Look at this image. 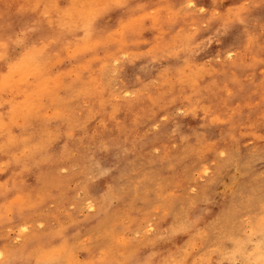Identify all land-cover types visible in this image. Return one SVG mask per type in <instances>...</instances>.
<instances>
[{
  "label": "rangeland",
  "instance_id": "374dc122",
  "mask_svg": "<svg viewBox=\"0 0 264 264\" xmlns=\"http://www.w3.org/2000/svg\"><path fill=\"white\" fill-rule=\"evenodd\" d=\"M0 170V264H264V0H0Z\"/></svg>",
  "mask_w": 264,
  "mask_h": 264
},
{
  "label": "bare ground",
  "instance_id": "6f19581e",
  "mask_svg": "<svg viewBox=\"0 0 264 264\" xmlns=\"http://www.w3.org/2000/svg\"><path fill=\"white\" fill-rule=\"evenodd\" d=\"M192 1V0H191ZM161 8V7H160ZM164 9V8H163ZM152 22V21H151ZM154 23H156V21L154 20ZM153 23V24H154ZM160 32H163V31H160ZM39 35H40V33H39ZM45 37V36H44ZM43 44V43H42ZM41 47V46H40ZM39 49V48H38ZM32 50V51H30L28 54H26V57L23 59V60H21V62L20 63H18L16 66H14V67H12L10 70H9V75H11V77H14V75H16V76H18L20 79H21V81L22 82H24L23 84V88L25 89V92H26V102H29L28 104H27V106L28 107H32L34 104V106H40V104H38V103H40L41 101H43L45 98H49V99H52V100H60L61 99V96L59 95V93L60 92H71V93H73V92H75L74 90H73V88L75 87L74 85H75V83L74 82H67L66 81V77L63 75V74H56V75H54V74H52V64L53 63H56V62H54L53 60H50V56L48 55V52H47V43H44L43 44V46L40 48V50ZM173 49H175V48H173ZM222 51H225V50H222ZM230 51V50H229ZM228 52V51H227ZM226 53V52H225ZM229 53V52H228ZM231 55V54H230ZM132 56H135V55H132ZM169 56V55H168ZM133 59V58H132ZM57 61V60H56ZM59 62V61H58ZM57 62V63H58ZM144 65V64H143ZM187 65V64H186ZM73 67V66H72ZM184 67V66H183ZM186 67V66H185ZM82 69V68H81ZM83 70V69H82ZM81 70V71H82ZM182 70H183V68H182ZM186 71V70H185ZM218 71V70H217ZM175 72H177V71H175ZM178 73V72H177ZM193 73H196L195 71L193 72ZM14 74V75H13ZM163 74V73H162ZM181 74H182V72H181ZM28 75H30V77H31V80H29V76ZM72 75V74H71ZM88 75V74H87ZM187 75V74H186ZM16 76L13 78V81L14 80H17V78H16ZM90 76V75H89ZM208 76V75H207ZM185 77V76H184ZM92 79V78H91ZM90 79V80H91ZM185 80H187V79H185ZM82 81V85H83V88L82 89H84V88H86V85H87V82L85 81V80H83L82 79V77L81 76H79L78 77V81H77V85L80 83ZM17 82V81H16ZM184 82H186V81H184ZM17 83H19V81L17 82ZM189 83V82H188ZM191 84V83H190ZM193 84V83H192ZM196 84V83H195ZM194 85V84H193ZM89 86H90V84H89ZM8 88V87H7ZM79 90H81V87L79 86V88L77 89V91H79ZM84 90H86V89H84ZM100 92V91H99ZM81 93V92H80ZM79 93V94H80ZM74 94V93H73ZM75 95V94H74ZM73 95V96H74ZM77 95V94H76ZM78 96V95H77ZM76 97V96H75ZM81 97H83V96H81ZM116 97V96H115ZM69 101V100H68ZM68 101H66V102H68ZM71 101V100H70ZM65 102V101H64ZM65 102V103H66ZM31 105V106H30ZM201 105V107H202V104H200ZM33 106V107H34ZM204 106V105H203ZM70 108V107H69ZM71 108H72V106H71ZM192 109V108H191ZM90 111V110H89ZM52 112H53V110H52ZM57 113V112H56ZM65 113V112H64ZM89 113V112H88ZM50 114V113H49ZM46 115V114H45ZM58 114H56V116H57ZM65 115H67V114H65ZM40 117V116H39ZM38 117V118H39ZM59 117V116H58ZM214 120V119H213ZM69 123V122H68ZM71 128V127H70ZM259 135V134H258ZM259 137V136H258ZM260 138V137H259ZM104 141V140H103ZM254 147V146H253ZM224 148V147H223ZM22 149H25V148H22ZM190 150V149H189ZM226 151V150H225ZM224 152V151H223ZM229 152V151H228ZM250 152H252V151H250ZM203 155V154H202ZM197 156V155H196ZM199 157V156H198ZM218 157V156H217ZM225 158V157H224ZM249 158V157H248ZM252 158V157H251ZM229 159V158H228ZM200 160V159H199ZM246 160V159H245ZM229 161V160H228ZM231 161V160H230ZM90 164V163H89ZM168 165H170V164H168ZM207 165V164H206ZM244 165V164H243ZM246 165V164H245ZM247 165H248V163H247ZM169 167H171V166H169ZM238 168V167H237ZM193 169V168H192ZM1 171V170H0ZM196 171V170H195ZM186 173V172H185ZM238 173V172H237ZM261 175V174H260ZM200 176H201V174H200ZM264 176V175H263ZM253 177V176H252ZM257 177V176H256ZM251 179V178H250ZM86 181V180H85ZM160 182V181H159ZM167 183V182H166ZM188 183V182H187ZM154 184H155V182H154ZM158 184V183H157ZM231 185V184H230ZM155 187V186H154ZM201 187H202V185H201ZM229 187V186H228ZM256 187H257V185H256ZM122 188V187H121ZM189 188V187H188ZM227 188V187H226ZM230 188V187H229ZM150 189V188H149ZM157 189V188H156ZM163 189V188H162ZM201 189V188H200ZM147 190V189H146ZM253 190V189H252ZM226 191V190H225ZM134 192V191H133ZM142 192V191H141ZM144 192V191H143ZM208 192V191H207ZM199 193V192H198ZM188 194V193H187ZM136 195V194H135ZM184 195V194H183ZM202 196V195H201ZM197 198V197H196ZM203 199V198H202ZM241 199V198H240ZM160 200V199H159ZM207 200V199H206ZM208 201V200H207ZM206 201V202H207ZM156 202V201H155ZM240 202V201H239ZM247 202V201H246ZM92 203V202H91ZM169 203V202H168ZM181 203H183V202H181ZM203 203H205V202H203ZM88 204V203H87ZM171 204V203H170ZM170 204H168V205H170ZM193 204V203H192ZM93 205V204H92ZM182 205V204H181ZM235 205V204H234ZM154 206V205H153ZM152 206V207H153ZM163 206V205H162ZM217 206V205H216ZM131 207V206H130ZM155 207V206H154ZM247 207V206H246ZM148 208V207H147ZM169 208V207H168ZM180 208V207H179ZM178 208V209H179ZM237 208V207H236ZM146 209V208H145ZM233 209H234V206H233ZM131 210V209H130ZM206 210V209H205ZM204 210V211H205ZM219 210H220V208H219ZM219 210H217V211H219ZM227 210V209H226ZM148 211V210H147ZM171 211V210H170ZM230 211V210H229ZM144 213H145V211H143ZM152 212V211H151ZM185 212V208L183 209V213ZM221 212V211H220ZM231 213H232V211H231ZM230 213V214H231ZM246 214V213H245ZM117 215V214H116ZM186 215V214H185ZM224 215V214H223ZM125 216V215H124ZM174 216V215H173ZM215 216V215H214ZM218 216V215H217ZM242 216V215H241ZM246 216V215H245ZM114 217V216H113ZM112 217V218H113ZM232 217V216H231ZM126 218V217H125ZM175 218V217H174ZM228 219V218H227ZM179 220V219H178ZM211 220V219H210ZM213 220V219H212ZM221 220V219H220ZM230 220V219H229ZM131 221H134V220H131ZM177 221V220H176ZM193 221V220H192ZM38 222V221H37ZM122 222V221H121ZM129 222H130V220H129ZM188 222V221H187ZM194 222V221H193ZM207 222H209V221H207ZM216 222V221H215ZM222 222V221H221ZM226 222V221H225ZM238 222V221H237ZM113 222H111V224H112ZM143 223V222H142ZM149 223V222H148ZM174 223V222H173ZM29 224V223H28ZM110 224V222H109V225H111ZM114 224V223H113ZM147 224V223H146ZM150 224V223H149ZM179 224V223H178ZM186 224V223H185ZM215 224V223H214ZM223 224V223H222ZM238 224V223H237ZM242 224V223H241ZM24 225V224H23ZM26 225V224H25ZM168 225V224H167ZM188 225V224H187ZM187 225H186V228H187ZM225 225V224H224ZM248 225V224H247ZM22 226V225H21ZM21 226H19V227H21ZM30 226V225H29ZM108 226V225H107ZM114 226V225H113ZM146 226H148V225H146ZM169 226V225H168ZM214 226V225H213ZM212 226V227H213ZM31 227V226H30ZM111 228H112V226H110ZM142 227H144V225L142 226ZM151 227V226H150ZM227 227V226H226ZM25 228H26V226H25ZM107 228H109V227H107ZM146 228V227H145ZM178 228V227H177ZM186 228H184L185 230H186ZM200 228V227H199ZM203 228V227H202ZM228 228H230V227H228ZM28 228H26V230H27ZM102 229H103V227H102ZM113 229V228H112ZM163 229V228H162ZM216 229V228H215ZM230 229H232V228H230ZM25 230V231H26ZM148 230V229H147ZM167 230V229H166ZM178 230H181L180 228L178 229ZM194 230V229H193ZM211 230H212V228H211ZM20 231H21V229H20ZM19 231V232H20ZM24 231V232H25ZM107 231H109V230H105V232H107ZM161 231V230H160ZM159 231V232H160ZM169 230H167V232H168ZM172 231V230H171ZM197 231V230H196ZM18 232V233H19ZM22 232V231H21ZM89 232V231H88ZM96 232V231H95ZM101 232H102V230H101ZM166 232V231H165ZM177 232H179V231H177ZM176 232V233H177ZM181 232H183V230H181ZM194 232V231H193ZM229 232V231H228ZM248 232V231H247ZM90 233V232H89ZM226 233V232H225ZM164 234V233H163ZM167 234V233H166ZM172 233H170V235H171ZM214 234V233H213ZM216 234V233H215ZM234 234V233H233ZM100 235V234H99ZM101 235H103V234H101ZM121 235V234H120ZM158 235H160V234H158ZM191 235H192V233H191ZM213 236V235H212ZM217 236H218V234H217ZM243 236V235H242ZM154 237V236H153ZM170 237V236H169ZM216 237V236H215ZM16 238V237H15ZM110 239H112L111 237H109ZM118 239H120V237H117ZM153 239V238H152ZM161 239V238H160ZM165 239H167V238H165ZM75 240V239H74ZM121 240V239H120ZM123 240V239H122ZM127 240V239H126ZM147 240H149L148 239V237H147ZM163 240H164V238H163ZM185 240V239H184ZM183 240V241H184ZM13 241V240H12ZM76 241V240H75ZM157 241V240H156ZM213 241V240H212ZM77 242V241H76ZM108 242H109V240H108ZM127 243V242H126ZM137 243H139V242H137ZM154 243H155V241H154ZM183 243V242H182ZM60 244H62V243H60ZM106 244V243H105ZM104 244V245H105ZM147 244V243H146ZM148 244H150V243H148ZM153 244V243H152ZM134 245V244H133ZM132 245V247H130V248H133L134 246ZM154 245V244H153ZM153 245H151V246H153ZM184 245V244H183ZM215 245V244H214ZM225 245V244H224ZM252 245V244H251ZM56 246H58V245H56ZM130 246V245H129ZM180 246H182L181 244L178 246V247H180ZM228 246V245H227ZM230 246V245H229ZM261 246V245H260ZM3 247V246H2ZM54 247V246H53ZM52 247V248H53ZM72 247H73V244H72ZM117 247H119V246H117ZM136 247V246H135ZM208 247H210V246H208ZM248 247V246H247ZM252 247V246H251ZM58 248H60V247H58ZM63 248V247H62ZM67 248V247H66ZM181 248H183V246L181 247ZM194 248V247H193ZM197 248V247H196ZM195 248V249H196ZM207 248V247H206ZM263 248V247H262ZM64 249V248H63ZM71 249V248H70ZM70 249L69 250H67V251H65V253H67V256H73V252L71 253L70 252ZM122 249V248H121ZM120 249V250H121ZM135 249V248H134ZM168 249V248H167ZM167 249L165 250V248L163 249V250H165V252L167 251ZM251 249V248H250ZM50 250V251H49ZM56 250V249H55ZM248 250H249V248H248ZM42 251H43V253H45L46 254V251H49L48 253L50 254V253H52V251H54V248L52 249V251H51V248H49V249H46V250H41V254H42ZM45 251V252H44ZM69 251V252H68ZM204 251V250H203ZM1 252V251H0ZM60 252V251H59ZM62 252H64L63 250H62ZM104 252V251H103ZM201 252V251H200ZM2 253V252H1ZM37 253V252H36ZM39 253V254H40ZM72 255H71V254ZM109 253V252H108ZM173 253H175V252H173ZM172 253V254H173ZM176 253H177V250H176ZM188 253V252H187ZM199 253V252H198ZM45 254H43V256H45V257H48V255L46 256ZM53 254V253H52ZM54 254H57V251H54ZM59 254V253H58ZM64 254V253H63ZM131 254V253H130ZM186 254V253H185ZM224 254V253H223ZM258 254H259V252H258ZM61 254H59V256H60ZM100 255V254H99ZM102 255V254H101ZM174 255V257H175V254H173ZM177 255V254H176ZM179 255V254H178ZM180 255H181V253H180ZM179 255V256H180ZM198 255V254H197ZM220 255V254H219ZM3 256V255H2ZM2 256H0L1 258H2ZM36 256H37V254H36ZM40 256H42V255H40ZM50 256V255H49ZM69 256V257H70ZM106 256V255H105ZM169 256V255H168ZM186 256V255H185ZM257 256V255H256ZM39 256H37V258H38ZM45 257H44V259H45ZM64 257L66 258V255H64ZM69 257L67 258V259H65V261L67 260L68 261V259H69ZM97 257V256H96ZM96 257H94V258H96ZM216 257V256H215ZM258 257V256H257ZM72 258L73 257H71V259H69L70 261L72 260ZM173 258V257H172ZM218 257H216V260L217 261H219L220 259H217ZM39 259V258H38ZM55 259H57V257L55 258ZM53 260V261H56V260ZM103 259H104V257H103ZM102 259V260H103ZM120 260H121V257L119 258ZM162 259V258H161ZM175 259V258H174ZM241 259V258H240ZM239 258H238V260H240ZM35 260V259H34ZM40 260V259H39ZM47 260V259H46ZM45 260V261H46ZM102 260H99V261H102ZM191 260H194L193 258L191 259ZM201 260H203V259H201ZM205 260H207V259H205ZM214 260V259H213ZM215 260V261H216ZM44 261V262H45ZM52 261V262H53ZM66 261V263H68ZM69 261V263L68 264H72V261L70 262ZM76 261V260H75ZM83 261V260H82ZM85 261V260H84ZM88 260H86L85 262H87ZM98 261V260H97ZM119 261V260H118ZM162 261V260H161ZM195 261V260H194ZM216 261V262H217ZM242 261V260H241ZM35 262V261H34ZM39 262V261H38ZM43 262V261H42ZM47 262H48V260H47ZM47 262L45 263V264H47ZM122 262V261H121ZM121 262H120V264H121ZM167 262H168V259H167ZM171 262H172V260H171ZM191 262H193V261H191ZM201 262V261H200ZM219 262H221V261H219ZM240 262V261H239ZM246 262V261H245ZM244 262V263H245ZM248 262V261H247ZM264 262V261H263ZM36 263V262H35ZM65 263V264H66ZM76 263H78V262H76ZM76 263H74V264H76ZM92 263V262H91ZM90 263V264H91ZM145 263V262H144ZM218 263V262H217ZM227 263V262H226ZM253 263V262H252ZM257 263V262H256ZM255 263V264H256ZM37 264V263H36ZM49 264V263H48ZM80 264H81V262H80ZM116 264H117V262H116ZM160 264V263H159ZM205 264H206V261H205ZM228 264V263H227ZM236 264V263H235ZM257 264H259V263H257Z\"/></svg>",
  "mask_w": 264,
  "mask_h": 264
}]
</instances>
